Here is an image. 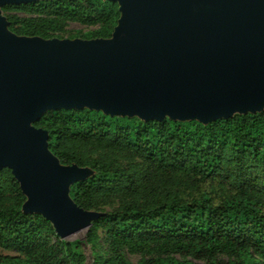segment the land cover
<instances>
[{"label":"water","instance_id":"95a60500","mask_svg":"<svg viewBox=\"0 0 264 264\" xmlns=\"http://www.w3.org/2000/svg\"><path fill=\"white\" fill-rule=\"evenodd\" d=\"M34 0H0L1 4ZM121 15L109 39L17 37L0 17V169L62 238L101 215L69 197L81 169L61 167L48 133L30 124L47 110L209 122L264 103V0H112ZM208 4L212 11L193 10Z\"/></svg>","mask_w":264,"mask_h":264},{"label":"trees","instance_id":"16d2710c","mask_svg":"<svg viewBox=\"0 0 264 264\" xmlns=\"http://www.w3.org/2000/svg\"><path fill=\"white\" fill-rule=\"evenodd\" d=\"M86 6L72 0H39L25 4H7L4 8L41 13L55 9L96 30L85 39H109L120 17L118 5L110 0H87ZM8 30L21 37L51 38L58 29L57 20L25 18ZM48 133V150L62 164L72 162L62 144L111 145L121 140L125 147L144 154L159 170L170 158L184 160L176 176L177 190L157 203L146 206L129 204L120 211L103 214L94 225H103L113 255H97L95 264H131L122 253L147 252L152 242L161 243L164 253H193L203 264H264V191L256 195L245 186L227 189L216 179L217 168L225 152L250 158L264 173V110L243 112L209 122L198 119L163 117L141 119L134 115H111L85 106L47 110L33 123ZM95 174L70 184L68 195L83 207L88 189H99L120 175L105 164L92 165ZM180 169V168H178ZM162 174V171H160ZM7 187L0 179V245L12 247L24 258L0 257V264H82L84 258L70 251L67 244L50 243L44 234L54 228L40 214L25 213L26 196L11 178L12 198L4 206ZM95 232H87V241L95 243ZM142 264H191L171 256H157Z\"/></svg>","mask_w":264,"mask_h":264},{"label":"rangeland","instance_id":"374dc122","mask_svg":"<svg viewBox=\"0 0 264 264\" xmlns=\"http://www.w3.org/2000/svg\"><path fill=\"white\" fill-rule=\"evenodd\" d=\"M39 1V0H34ZM75 5L86 6L87 0H72ZM112 1V0H110ZM32 2V1H31ZM118 5L119 3L115 2ZM25 3H19L21 5ZM7 4L0 5V17L6 23V30H8V21L13 25H20L21 21L25 18L39 16L40 18L55 19L60 24L58 29L52 34L51 38L44 39L40 37H25V38H38L43 42L48 41H92L96 39H85L83 34L96 30L98 24H87L73 19L69 16H60L56 13L55 9L45 10L41 13L26 12L21 9L4 8ZM193 10L212 11L214 7L205 4ZM118 23V21H117ZM10 32V31H9ZM11 33V32H10ZM17 36V35H15ZM21 37V36H17ZM82 106L88 107L86 104ZM264 110V103H261L257 111ZM242 108H233L230 115L243 113ZM138 116V114H134ZM164 117H170L167 113ZM142 119V118H141ZM32 122L30 125L36 127ZM63 150L67 153L68 158L72 160L69 164H62L56 157L57 163L61 167H73L81 169L85 172V179L95 174V169L92 167L96 162L105 164V166L113 172L120 175V180L110 181L99 189H88L84 195V206L80 207L86 212H94L100 215L110 214L120 211L129 204L149 205L157 203L166 194H172L177 190L176 176L183 168L184 160L181 158H170L166 161L165 167L161 170L156 166L150 164L149 160L144 154L138 153L132 149L125 147L123 141L113 140L111 145H92V144H62ZM224 159L217 168L216 179L223 184L227 189H234L237 186H245L250 192L259 195L264 191V173L250 158L236 154L234 152H225ZM180 168V169H178ZM162 171V174L161 172ZM11 178H14L10 168L0 169V179L2 183L8 188L5 191L4 206L11 202L12 192L9 191ZM80 179V180H81ZM16 180V179H15ZM17 181V180H16ZM18 182V181H17ZM19 184V183H18ZM27 198V197H26ZM39 214V213H33ZM42 216V215H41ZM43 217V216H42ZM44 218V217H43ZM45 219V218H44ZM94 221V220H93ZM91 221L87 228L77 231L64 238L59 236L56 232L54 234H44L43 238L50 243H57L61 241L69 247L70 251L74 254H80L84 260L82 264H95L94 260L97 255L103 258H110L113 255L110 246V240L106 234V228L99 224L94 225ZM93 229L96 238L94 245L88 243L86 237L87 232ZM55 231V230H54ZM149 251L147 252H131L127 248L122 249L123 256L131 264H142V262L155 258L157 256H171L180 261H188L191 264H203L204 260L193 253H164L160 247L161 243L152 242ZM20 257L24 258L21 254L17 253L12 247H5L0 245V257ZM66 264H73L69 261Z\"/></svg>","mask_w":264,"mask_h":264}]
</instances>
